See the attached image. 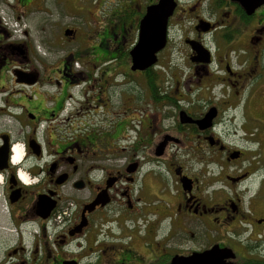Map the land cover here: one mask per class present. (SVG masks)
Segmentation results:
<instances>
[{"label":"flooded vegetation","instance_id":"af4514ba","mask_svg":"<svg viewBox=\"0 0 264 264\" xmlns=\"http://www.w3.org/2000/svg\"><path fill=\"white\" fill-rule=\"evenodd\" d=\"M23 2L0 0V9ZM188 2L182 53L167 52L163 65L164 47L154 65L130 71L143 77L149 112L130 127L120 156L112 143L103 148L97 125L74 128L91 107L73 102L71 89L91 81L73 70L77 55L68 50L61 63L38 68L42 44L28 30L13 42L0 17V264H188L214 248L232 255L218 264H264V164L251 162L264 155V90L255 96L264 82V4L248 15L237 0ZM67 30L70 44L76 32ZM180 59L187 68L178 76ZM101 67H87L90 79L106 73ZM237 118L244 147L227 140ZM16 144L24 155L14 164ZM142 216L149 226L138 239L126 225Z\"/></svg>","mask_w":264,"mask_h":264},{"label":"rangeland","instance_id":"374dc122","mask_svg":"<svg viewBox=\"0 0 264 264\" xmlns=\"http://www.w3.org/2000/svg\"><path fill=\"white\" fill-rule=\"evenodd\" d=\"M31 1L27 7L15 3L14 7L9 10L1 8L0 17H5L1 19L2 27L10 34L9 37L14 40L13 42L22 40L23 33L28 30L33 44H42L43 49L40 50L36 46L34 48L35 58L38 61L36 67L41 65L43 69L52 62L56 65L61 63L62 58L69 52L68 50L77 55L71 59L73 70L82 73L84 77L88 75V79L91 81L86 84L84 81L87 78H84L80 84L71 89V94L75 97L73 102L76 101L81 104L88 102L91 107L86 114V120L84 122L76 120L74 128L86 125L91 130L97 125L98 133H104L101 137L103 148L112 143L110 146L116 148L119 156L122 155V147H127L130 143V136H134L133 132L130 131L131 128L138 126L139 121H142L144 115L149 111L148 106H145V100H143L145 96L143 77L141 74H133L129 70L131 66L129 52L135 45L137 19L141 16L138 14L137 17L135 16L130 20L131 23H127V27H125L127 30L125 28L124 30L118 25L119 20L115 15H118L116 12H122L121 7L124 3H132L131 6L134 9L142 11L147 6V0H66L60 2L61 4L56 3L55 0ZM188 4V0L179 1L180 8L168 21L166 50L165 52L159 51L157 56L164 55L160 64L161 62L163 65L167 63L165 62L167 52L176 57V54L182 53L185 48L181 37L191 30V22L187 16L189 15L188 9L191 7ZM261 10L264 8L259 11ZM6 19L10 21L6 22ZM68 28H74L76 32V38L70 44L63 37V33ZM245 45L247 47L249 42H245L244 47ZM39 56L43 59H39ZM175 57L172 56V58ZM180 60L184 63L181 61L178 63L180 68L178 67V71L175 72L178 76H181L187 68V63L182 59ZM90 64L102 66L101 71L106 73L103 75L99 72L93 73L94 75L90 79L92 73L87 68L91 66ZM94 71L96 72V69ZM91 85L94 86V89L90 88ZM170 85L171 81L165 77L164 87L168 88ZM263 90L264 82L261 89L256 90L255 96L259 98ZM205 96L208 98V93H205ZM259 99L260 101L264 100ZM94 100L95 105L92 104ZM261 104L264 105V102ZM70 106H74L71 101L64 105L62 112L65 113L64 117L69 113ZM152 108L153 106L150 109ZM233 120H228L231 131L230 138L232 139L227 140L236 146L244 147L242 138L245 136L242 133L244 128H242L241 120L238 118ZM120 136L126 138L123 139ZM248 154L253 155L255 153ZM255 155L256 158L252 159L251 162L253 164L256 162L257 166H262L264 164L263 153L259 152ZM62 214L55 219L58 224L64 216L68 217L66 210H63ZM145 219V216L133 218L132 223L135 227H131V224L126 225L128 226L126 231L133 228L139 235L136 238L142 239L145 228L149 226L147 224L144 227Z\"/></svg>","mask_w":264,"mask_h":264},{"label":"water","instance_id":"95a60500","mask_svg":"<svg viewBox=\"0 0 264 264\" xmlns=\"http://www.w3.org/2000/svg\"><path fill=\"white\" fill-rule=\"evenodd\" d=\"M237 1L243 6L248 15L264 4V0ZM175 8V0H158L156 4L146 7L145 14L138 25L137 41L129 52L131 59L130 70L132 72L145 71L155 64L157 53L166 45L168 19L173 15ZM198 27L203 32L209 30V26L203 23H200ZM72 34V31L69 30L64 32L65 36H71ZM188 43L194 49H202L194 42L189 41ZM210 118V113H207L201 121H198V124L203 125ZM224 252L226 251H219L214 248L209 253L194 256L189 260L188 264H218L220 259L232 257V255L227 256ZM174 263L175 261L172 262V264Z\"/></svg>","mask_w":264,"mask_h":264},{"label":"trees","instance_id":"16d2710c","mask_svg":"<svg viewBox=\"0 0 264 264\" xmlns=\"http://www.w3.org/2000/svg\"><path fill=\"white\" fill-rule=\"evenodd\" d=\"M63 1H66V0H55V2L58 3V4H61L60 2H63ZM156 1H157V0H147L146 3H147V5H148V4L155 3ZM25 3H27L26 6H24ZM29 3H30V0H24L22 6H23V7H27V6L29 5ZM133 3H134V2H133ZM131 4H132V3H128V4L124 3L123 6L121 7V8H122V12H121V13H120V12H116V13H118V15H115V17H116L119 21H121V22L118 21V25L120 26L121 29H124L125 27H127L126 24H127V23H128V24L131 23L130 20H132L135 16L137 17L138 14H139L141 17L143 16V11H144V9H143L142 11H141V10L138 11L137 9H134V7H132ZM139 20H140V18L137 19V21H139ZM137 25H138V24H137ZM137 25H136V27H137ZM125 29L127 30V28H125ZM125 29H124V30H125ZM67 37H68V36H67ZM151 71H152V70H151ZM153 76H154V73L152 72V73H151V77L153 78ZM154 79H155V78H154ZM152 80H153V79H152ZM151 84H152V83H151ZM151 90H152V96L155 95L156 87H154V85L151 86Z\"/></svg>","mask_w":264,"mask_h":264},{"label":"clouds","instance_id":"9594fccd","mask_svg":"<svg viewBox=\"0 0 264 264\" xmlns=\"http://www.w3.org/2000/svg\"><path fill=\"white\" fill-rule=\"evenodd\" d=\"M12 151L14 153V155H12V157H11L12 162L13 163L19 162L24 155L23 145H21V144L14 145ZM25 166H27V165H25ZM19 179L21 181H24L25 183H27L29 178H28V175L24 171H20L19 172Z\"/></svg>","mask_w":264,"mask_h":264},{"label":"bare ground","instance_id":"6f19581e","mask_svg":"<svg viewBox=\"0 0 264 264\" xmlns=\"http://www.w3.org/2000/svg\"><path fill=\"white\" fill-rule=\"evenodd\" d=\"M16 22H17V20H15ZM19 23V22H18ZM23 23V22H22ZM21 25V24H20ZM13 152V151H12ZM13 155H14V153H13ZM18 163V162H17ZM17 163H14V164H17ZM22 182H24V181H22ZM65 214V213H64ZM56 219V218H55Z\"/></svg>","mask_w":264,"mask_h":264}]
</instances>
